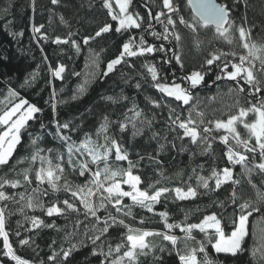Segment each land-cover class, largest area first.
<instances>
[{
    "label": "trees",
    "instance_id": "trees-1",
    "mask_svg": "<svg viewBox=\"0 0 264 264\" xmlns=\"http://www.w3.org/2000/svg\"><path fill=\"white\" fill-rule=\"evenodd\" d=\"M219 1L228 6L230 18L235 21V25L251 29L249 43L264 44V0ZM174 4L179 7V11L173 15V19L183 16L185 20L191 22L193 11L187 0H174ZM149 8L155 15L162 8V0H132L129 10L143 17L142 27L129 29L122 34L115 31L117 22L112 21L108 10L102 5V0H59L55 5L51 0H34V4L33 0H0V111L11 106L8 99L15 103L20 98H27L41 109L36 118L29 121L28 128L22 130L21 142L17 145L8 165L0 166V178L22 180V176L17 174L30 166L26 158L33 152L31 137L36 135L43 137V140L38 142L39 147L58 150L66 157L64 142L56 135V122L68 123L69 129L60 131L70 135L73 141L79 142L85 133L92 134L95 138L97 129L107 116L111 122L109 135L127 150L129 159L136 165L133 169L134 174L141 177L142 189L147 188L149 184H155L156 188L182 187L187 190L190 185L197 191L195 198L186 200L176 199L174 192L165 193L160 202L154 205V212L133 206L131 216L117 213L109 205L107 211L99 209L97 212V216L101 218L100 223H97L95 217L87 216L83 206L78 202L79 212L68 210L63 215L48 216L41 208L25 207L21 212L19 209L23 207V201L20 203L8 201L6 230L9 232L10 242L17 255L31 264H101L104 256L99 253L101 251L106 253L109 245L115 248L122 242L127 232L124 225L113 224L94 245L92 238L99 235V229L104 226L103 220L107 219L109 214L117 220H124L125 225L134 228L166 230L163 220L158 215L159 212H167L168 221L177 224L196 223L205 215L216 213L227 225L225 229L227 234L231 230L232 219L240 214L239 205L245 201L259 211H253L249 217V235L242 243V250L235 256L217 253L212 246L215 241L208 243L205 234L199 230H193L195 242L189 244L196 247L198 242H203L206 252L199 255L201 259L207 255L212 264H261L260 252L257 251L256 255H253V250L264 244V201L257 198L258 191L264 193V173L254 170L249 182V177L243 174L242 166L235 165L234 177L240 181L239 184H225L218 190H212L213 181L209 182V189L197 186L198 175L207 177L211 174L212 168L222 169L230 166L223 155L226 147L218 139L225 134L224 130H215L214 125L207 124V121L227 118L230 111L235 112L233 106L237 99L244 106H247L248 100L254 102V98L248 92L250 85L245 87L243 93L236 91L240 85H244V81L216 80V76L221 74L217 65L222 66L224 57L213 65H207L205 61L213 52L245 54L246 50L241 47L235 27L233 43L229 44L223 38H219L212 27L200 28L198 33L194 34L178 20L174 29L169 26L168 40H157L149 33L153 30L163 32L164 25L150 19ZM149 22L154 27L145 32L144 29ZM106 23H111L113 30L95 37V33ZM41 24L44 25L41 33H46L48 39H44L41 33H33V26ZM173 31L180 34L179 41L174 39ZM69 34L71 37L68 44L54 42L57 36L67 39ZM141 34L148 44H154L157 48L162 44L164 50L146 53L143 56L126 57L112 72L104 75L108 62L119 55L122 44L127 42L129 36L136 37L138 41ZM85 37L95 38L84 44ZM72 40L79 45V51L71 43ZM197 41L200 42L199 46L196 44ZM176 55L180 56L183 67L175 60ZM227 60L238 62V56L236 58L228 56ZM146 63L155 65L162 83L175 81L187 88L189 82L183 78L193 71L203 73L204 80L191 89L193 99L185 105L154 87L155 82L145 67ZM61 64L65 66L62 79L53 75V70ZM257 76L264 82V74L257 73ZM9 89L19 95L8 98ZM153 101L158 102L160 106L156 107ZM133 105L137 106V110H141L143 115L137 121L135 130L129 124L128 128L121 131L119 123L124 120L125 113L132 115L128 109ZM193 108L205 114V124L200 125L201 132L205 126L214 129L206 134L212 144L210 151L204 150L206 146L203 143L193 144L188 137L181 139L183 130L171 123L177 115L182 120L186 119L189 110ZM171 109L175 112L170 119ZM193 118L197 119L195 111ZM145 119L151 121V124L140 122ZM41 124L44 128L40 127ZM238 130L242 135L245 134L242 126H238ZM51 155L55 158V152ZM110 162L114 168L128 167L127 161H115L114 155ZM255 163H259L258 156ZM90 166L95 168V165ZM248 167H253V163L249 162ZM88 175L86 173L82 177L72 171L70 166L65 165V178L74 185L84 184ZM157 181L159 183H156ZM38 185L39 181L33 180L31 185L16 189L6 185L4 191L10 195L26 191L30 193ZM39 186L43 189L48 188L46 183ZM233 189L236 192L235 204L232 202ZM154 190L155 188L150 189ZM40 198L45 208L56 200L62 202L69 199L72 202L70 193L63 191L58 193L48 191L47 195H41ZM16 200H19L18 195ZM4 203L0 202V206ZM123 203L132 204L127 197ZM61 206L63 207L62 203ZM252 208L247 211H252ZM26 217H39L44 225L33 229L30 219ZM142 219L143 223L140 222ZM168 231L179 237L184 236L178 228ZM16 232L20 235L17 236ZM20 239H29V244L19 245ZM149 240L155 243L157 248L147 255L139 256L138 264H179V258L168 242H162L159 237ZM162 243L166 246L163 252L159 250ZM73 245L75 248L65 260L63 251ZM179 246L183 248L182 243ZM94 250L97 252L96 255H93ZM5 251L0 238V259L8 264H16L10 256L4 255ZM53 255L56 256L55 261L51 259ZM115 255L117 254L113 253V256Z\"/></svg>",
    "mask_w": 264,
    "mask_h": 264
},
{
    "label": "snow or ice",
    "instance_id": "snow-or-ice-1",
    "mask_svg": "<svg viewBox=\"0 0 264 264\" xmlns=\"http://www.w3.org/2000/svg\"><path fill=\"white\" fill-rule=\"evenodd\" d=\"M59 0H51L53 5L57 4ZM188 5L193 11L192 21L185 20L183 16L173 19V15L179 11V7L174 4V0H162V8L160 11L153 15L151 8L148 10L150 19H155L160 24L164 25L163 32L150 31V35L157 40H168L169 26L173 29L177 23L184 24L191 29L192 33H198L200 28L207 29L209 27L214 28L215 34L219 38H223L227 43H233V28L239 34L241 41V47L246 50L245 54H237L236 52H213L210 53V58L206 59L207 65H213L214 62L221 61V57L225 60L222 66L219 67L220 75L216 76V80L228 79L231 81H244V85H240L236 91L243 93L246 86H251L248 89L249 95L254 98L248 100L247 106L241 104L237 99L234 108L235 112H229L226 119H215L207 121V124L214 125L215 130H224L223 135L219 136V141L226 147V152L223 154L226 156L230 166H225L222 169L212 168L209 176L198 175L197 186L209 189L210 181L214 182V188L212 190H218L225 184H239L240 181L234 177V166L241 165L243 168V174L250 177L254 170H259L260 173H264V82L258 79L257 73L264 74V44L257 45L255 42L249 43L251 37V29L246 28L243 25H235V21L230 18V9L226 4L217 3V0H187ZM34 4V0H33ZM132 4V0H102V5L108 10V15L111 16L112 21L118 22V27L115 28L117 33L127 32L129 29H139L142 27L141 21L143 17L139 13L130 12L129 8ZM114 5L116 7H114ZM167 10V11H165ZM164 17L165 19H161ZM63 20V17H61ZM166 20V23H165ZM153 25L149 22L145 32L153 29ZM44 25L33 26V33H41ZM113 30L111 23H106L100 27L95 33V37L101 36L103 33H108ZM44 39H48L46 33H41ZM22 35V33H21ZM172 35L176 41L181 39L178 32L173 31ZM69 38L62 39L57 36L55 38L56 44H68ZM95 37H85L84 44H88L91 39ZM71 43L79 51V45L75 40ZM199 41L196 42L199 46ZM163 45L161 44L157 48L154 44H148L144 35L141 34L139 40L136 37L129 36L127 42L122 44V51L119 55L108 62L107 70L104 75L112 72L116 65L121 64L126 57L143 56L146 53L151 54L156 51H163ZM232 56L236 58L238 56V62L235 60L228 61L227 57ZM177 63L183 64L179 55L175 56ZM257 61L259 67H257ZM231 66V70L229 67ZM148 73L151 75L152 80L155 82L154 87L161 93L166 94L168 97H174L176 101H181L187 105L192 101L193 96L191 89L200 85L204 80V74L200 71H193L191 74L186 75L183 79L189 82V87L182 86L181 83H162L160 82L159 73L154 64H145ZM65 71L64 65H59L53 70V75L59 78L62 77V73ZM139 87V84H137ZM230 91H232L230 89ZM19 94L12 89H9L8 98L17 97ZM112 99V98H109ZM8 103L11 107H6L0 111V166H6L9 160L12 158L13 153L16 150L17 145L21 142V132L26 130L29 126V121L36 118V114L41 112V109L34 104H30L27 100L20 98L18 102L12 103L11 99H8ZM156 107H159V103L152 102ZM55 107V105H53ZM196 112L197 119L193 118V112ZM128 112L132 113L129 116L124 114V120L119 123L121 131H124L131 124L135 130L137 127V121L142 117L141 110H137V106L133 105ZM174 109L169 112L171 119ZM204 113L198 112L195 108L190 109L186 119H181L180 116H176L171 120V123L176 128L183 130V136L188 137L191 143L197 142L205 144V151H210L212 144L208 140L206 134L211 133L214 129L212 127H203L202 132L200 125L205 124ZM141 123L151 124V121L143 120ZM109 121L108 117H104V122L100 124L95 133V138L92 134L85 133L84 138L79 142L73 141L70 135H65L61 132V129H69L68 123L60 124L56 122L58 138L64 142L66 147L65 154L54 149H44L39 147L38 142L43 140V137L36 135L31 137V145L33 147L32 154L26 159L29 161L30 166L23 169L21 173L17 175L22 176L21 179H4L0 178V202H5L3 206H0V238L3 241V247L6 249L5 256H10L16 264H31L30 261L23 259L17 255L10 242L9 232L6 230V213L7 203L12 201L14 203H20L23 201V207L19 210L23 212L24 208H41L46 211L48 216L63 215L68 210L73 212H79L80 208L77 206V202L83 206L87 216L95 217L97 223H100L101 218L97 216L99 209H109V205L115 209L117 213H123L125 216L132 215V207L139 206L147 209L149 212H154V205L160 202V198L165 193L175 194V198L179 200H186L195 198L197 195L196 188L188 186L187 190L182 187H176L170 189L167 187L156 188L155 184H149L147 188L142 189L140 187L142 180L139 175L134 174L133 169L136 165L129 159L127 150L111 135H109ZM238 126H242L245 134L242 135L238 130ZM44 128V125H40ZM175 130V128H173ZM203 133V134H202ZM135 134V131H134ZM101 139L103 142L101 143ZM55 152V158L51 153ZM115 156V161H127L128 167H113L110 162L111 157ZM257 156L259 157V163H255ZM251 157V161H250ZM83 158V159H81ZM90 158V159H89ZM142 159V157H141ZM77 161H79L77 163ZM21 161H18V163ZM249 162L253 163V167H248ZM71 167V170L77 172L80 176L89 174L84 184L74 185L65 178V165ZM38 165V166H37ZM90 165H95V168ZM102 165V167H101ZM195 172V169L193 170ZM191 179V177H189ZM33 180L39 181V185L47 184L48 188L43 189L39 185L33 188L30 193L20 192L16 194H6L4 188L6 185L13 189L31 185ZM63 181V183H61ZM156 183H159L157 181ZM123 185L129 186L130 190H125ZM155 188L154 191L150 189ZM48 191L52 193H58L63 191L70 193L72 202L69 199H64L62 202L59 200L53 201L51 206L45 208L41 195H47ZM19 196V200H16V196ZM127 197L131 200V205H125L123 203L124 198ZM232 202L236 203L235 189L232 191ZM257 198L264 201V193L257 192ZM98 201V203H97ZM61 203L63 207L61 206ZM252 208L247 201L239 205L240 214L231 221V230L226 234V227L222 220L218 218L216 213L205 215L199 223H170L168 221L167 212H159L166 230H148L142 228H134L129 225H125V221L109 214L107 219L103 220V227L99 229V235H95L92 238V243L95 245L96 241L101 240L113 224L124 225L127 228L124 238L121 243H118L115 248L111 245L108 247V251L105 253L101 251L99 254L104 256V260L101 264H138V258L141 255H147L157 248V245L153 243L149 238L159 237L162 242H168L171 245L172 251L179 258V264H212V261L207 255L202 259L199 254L206 252V247L203 242H198L196 247H191L189 242H195V237L192 235L193 230H199L200 233H204L208 243L212 245L217 253H227L235 256L242 250V243L248 232V221L253 211H259L258 208H252V211H247ZM30 219L32 228H39L44 225L43 220L39 217H31ZM187 220V217H185ZM111 221V223H109ZM143 223V219L140 221ZM51 227V225H48ZM179 229L184 233L183 237H179L172 234L168 230ZM19 236L20 233L16 232ZM19 245L24 246L29 244V239H20ZM183 244V248L179 245ZM75 245L69 247L63 251V257L66 260L71 254ZM166 246L163 243L160 246V251H165ZM259 251L261 255V264H264V244H261L259 249L253 250V255ZM113 253L117 255L113 256ZM97 252L94 250L93 255ZM111 257V259H109ZM55 261L56 256L51 257ZM0 264H3L0 261Z\"/></svg>",
    "mask_w": 264,
    "mask_h": 264
},
{
    "label": "rangeland",
    "instance_id": "rangeland-1",
    "mask_svg": "<svg viewBox=\"0 0 264 264\" xmlns=\"http://www.w3.org/2000/svg\"><path fill=\"white\" fill-rule=\"evenodd\" d=\"M114 7H116L115 5H114ZM130 11V10H129ZM132 12V11H131ZM117 27H118V22H117ZM115 59V58H114ZM113 60V59H112ZM167 83H169L170 84V82H167ZM178 83H180V82H178ZM182 86H183V84H182ZM23 99H25V100H27L30 104H34V105H36L34 102H31V101H29L27 98H23ZM19 100H17L16 102H18ZM15 102V103H16ZM11 107V106H10ZM224 119H226V118H224ZM123 187H124V189L125 190H130L129 189V186H127V185H123ZM209 215V214H208ZM217 215V214H216ZM218 216V215H217ZM218 218H219V216H218ZM200 222V221H199ZM199 222H196V223H199ZM0 261H2L1 259H0ZM3 262V264H8V263H5L4 261H2Z\"/></svg>",
    "mask_w": 264,
    "mask_h": 264
},
{
    "label": "water",
    "instance_id": "water-1",
    "mask_svg": "<svg viewBox=\"0 0 264 264\" xmlns=\"http://www.w3.org/2000/svg\"><path fill=\"white\" fill-rule=\"evenodd\" d=\"M217 3H220L221 4V2L219 0H217Z\"/></svg>",
    "mask_w": 264,
    "mask_h": 264
}]
</instances>
